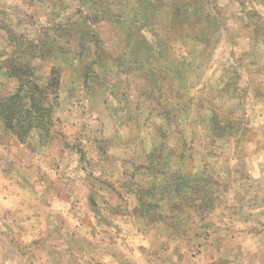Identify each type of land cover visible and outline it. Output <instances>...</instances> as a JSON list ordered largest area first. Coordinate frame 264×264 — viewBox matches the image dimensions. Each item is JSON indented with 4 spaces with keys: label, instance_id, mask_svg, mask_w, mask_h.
I'll return each mask as SVG.
<instances>
[{
    "label": "rangeland",
    "instance_id": "obj_1",
    "mask_svg": "<svg viewBox=\"0 0 264 264\" xmlns=\"http://www.w3.org/2000/svg\"><path fill=\"white\" fill-rule=\"evenodd\" d=\"M19 65L40 87L56 67L58 99L43 91L48 131L33 126L21 140L0 112V194L26 195L29 222L38 214L34 194L51 207L46 193L71 180L57 190L65 197L58 206L69 202L74 217L66 216L84 226L57 244L47 226L48 250L7 243L16 228L0 210V264H14L13 255L30 264L18 254L32 245L51 264L52 254L56 264L253 261L243 235L264 237V0H0V102L18 92L11 72ZM10 107L25 112L29 101ZM155 166L198 174L191 196L165 197L166 212L149 222L133 209ZM79 177L91 187L86 194ZM105 218L121 222L117 234L96 227ZM215 240L219 257L208 242Z\"/></svg>",
    "mask_w": 264,
    "mask_h": 264
},
{
    "label": "crops",
    "instance_id": "obj_2",
    "mask_svg": "<svg viewBox=\"0 0 264 264\" xmlns=\"http://www.w3.org/2000/svg\"><path fill=\"white\" fill-rule=\"evenodd\" d=\"M51 161H53V160H51ZM37 165L42 166V163L40 161H37ZM62 165L63 164H61V166ZM55 173L56 172H54L53 175H55ZM66 173H69V172L66 171L65 174L64 173H62V174L66 175ZM57 175H61V172H57ZM57 175H55V177H57ZM48 176H49V174L47 173L43 176V178H48ZM65 177H67V176H65ZM40 178H41V175H38V179H40ZM69 179H71V178L69 177ZM70 181L71 180H69L67 183L61 182L59 184V187H57L55 189L54 195H52L50 191L47 192L48 195L46 193V196L49 197L48 201L51 200L50 202L53 204V206H51V207L46 206V203L41 201V199H43V197H42V194H40V192H38L37 194H34L35 195L34 200H33V198L31 200H33V203L35 205H37L36 208H38L37 209L38 214L35 215L34 218H30L29 222L28 221L24 222L23 221L24 217L22 216V215H24L23 203H25L26 195H23L21 193V191H18V190L15 191L14 193H12L11 191H8V190L6 191L3 189L2 194H0V210L1 211H5V210L10 211L11 218H12V220H14V223H13V224H15L14 227L16 228V233L8 234V235L6 234L3 236L6 238L7 243H8V237H9V239L12 237L13 240L16 242L23 243V244H26V243H32V244H38V245L40 244L39 248H41V249L47 248L45 250H48V247L46 245H41V244H47L48 243L47 242L48 238H47V235H45V231L47 229V226H49V225L54 230V233H52L53 238H51V240L53 239V242L55 244H57V240L60 243H66V242L71 243L73 237L78 235V233H79L78 231L81 228H83L84 224H83L82 220H74V219L72 220L66 216L68 214V215L74 217V211L75 210L72 209L69 202L68 203L65 202L64 204H66V205L63 204L62 206H58L60 203L64 202V199H65V197H61L58 194L67 191L66 189H68L71 186ZM77 183H78V186L80 187L79 189H82V188L84 189L83 191L85 192V194L87 191H89V189H91L87 180H85L84 178L79 177L77 179ZM62 186H64V188ZM44 188L47 189L49 187H44ZM49 190H51V188H49ZM57 190L60 193H58ZM43 196H45V194H43ZM50 197H51V199H50ZM85 199H86V197H85ZM55 204H57V206H55ZM48 213H51V215H52L49 219L50 220L49 222L47 221V219H44ZM61 214L63 215V217ZM101 222H103V225L99 224L98 219H96V221H95L96 227H98V226H99V228L102 226L108 227V229L114 231V232H112L113 235L117 234V229H115V228L118 227V225H120V223H121L119 221L114 220L113 218H111V219L105 218V220L102 219ZM0 224L1 225L4 224L5 226H7V220L0 217ZM92 225H94V224L92 223ZM10 226H13L12 223H10ZM69 229H71V230L69 231ZM110 230H108V231H110ZM68 232L70 235L72 234L71 238L70 237L67 238ZM0 234H1V232H0ZM97 237H99V238L101 237L100 242H103V243L107 242V239L104 236H102V234H101V236H100V234L97 235ZM88 239H92V237L88 238ZM225 239H228L227 241H229L231 246H233L236 243L235 240L230 238V237H225ZM243 239H247L245 246H248V244H249V247L245 248L244 252L248 249L247 258H249L253 261L252 262L246 261V260L241 261L240 259H237L235 261V259H233V260L230 259L229 264H264V237L262 235L254 236V237L243 235ZM217 240H219V239H217ZM217 240L208 241V242H209V246H211V247L213 246L211 244H214L213 253H215V254L217 253L216 255H217V257H219L220 254L222 253L223 249H221L219 247L220 245L216 244ZM9 241H12V240H9ZM35 247H36V245L29 246L27 248V250L25 251V255H24L23 251L20 254L17 253L18 255H20L19 258H21V256L23 258H26L30 264H51V261L49 260V256L47 255L46 251L37 253L36 250L34 249ZM64 247H66V245H64ZM235 250L236 249L234 247H230V251L233 253L232 256H234ZM242 252H243V248H241V253ZM4 253H6V252L1 251V255H0L1 258H2V255H3V258H5L7 256V255L5 256ZM224 254H227V251L224 252ZM103 255H105V257H109L108 255L105 254V252L101 253V257ZM183 255H184V252H183V250H181L178 252L177 256L183 257ZM51 256L52 257H50V258L52 259V263L56 264L57 256H55L53 254ZM241 256H244V255H241ZM10 259H11V261H13L14 264H17V255H13ZM110 259H113V258H110Z\"/></svg>",
    "mask_w": 264,
    "mask_h": 264
},
{
    "label": "trees",
    "instance_id": "obj_3",
    "mask_svg": "<svg viewBox=\"0 0 264 264\" xmlns=\"http://www.w3.org/2000/svg\"><path fill=\"white\" fill-rule=\"evenodd\" d=\"M95 49L98 44H94ZM15 66V65H10ZM16 68V72H11L13 75L19 79V90L16 94L8 97L7 102H0V112L3 115L5 120V126L11 129L15 135L21 140L25 137L31 130V128L37 127L43 132H47L45 123L50 122V111L51 108L47 107V112L42 106L43 101V91L45 89L53 93L54 104H57L58 99V86H59V70L51 66L48 71V77L44 84L45 87H40L33 83L32 70L29 66L25 67L24 65H19ZM30 85L31 92H27V86ZM38 93V95H35ZM25 96L29 101V108L25 112L16 113L10 105L15 100H21ZM47 97H45V100ZM15 122L19 125V128H15L12 122ZM34 124V125H33ZM152 154L149 155V158H153ZM155 176L151 185L149 186H138L136 188L137 196V205L134 207V212L141 218H147L149 222L156 219V215L160 216L166 212L164 207L166 204V198L174 195L178 200L186 196H191L193 188L188 185L189 180L195 181L196 175L198 173L183 172L180 170H175L169 172L164 170L162 166H155L154 168ZM194 174V175H193ZM179 176V177H178ZM177 178L179 181L176 184L170 185L171 178ZM180 205L183 203L180 201ZM183 206V205H182ZM171 212V211H170ZM168 213V212H167ZM166 215V213H165ZM164 215V216H165ZM154 216V217H153ZM154 218V219H153Z\"/></svg>",
    "mask_w": 264,
    "mask_h": 264
}]
</instances>
